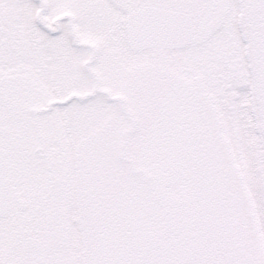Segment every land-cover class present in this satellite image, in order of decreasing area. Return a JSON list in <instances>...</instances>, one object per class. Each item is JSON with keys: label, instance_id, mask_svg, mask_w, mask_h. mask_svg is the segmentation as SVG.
Wrapping results in <instances>:
<instances>
[{"label": "snow or ice", "instance_id": "6c2138e0", "mask_svg": "<svg viewBox=\"0 0 264 264\" xmlns=\"http://www.w3.org/2000/svg\"><path fill=\"white\" fill-rule=\"evenodd\" d=\"M0 264H264V0H0Z\"/></svg>", "mask_w": 264, "mask_h": 264}]
</instances>
